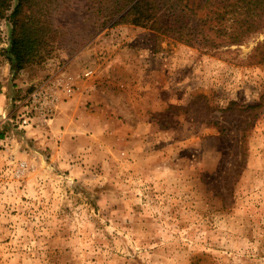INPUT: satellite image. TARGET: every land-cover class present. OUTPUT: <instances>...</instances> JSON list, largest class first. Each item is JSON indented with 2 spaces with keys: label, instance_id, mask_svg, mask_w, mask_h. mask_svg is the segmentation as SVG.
<instances>
[{
  "label": "rangeland",
  "instance_id": "rangeland-1",
  "mask_svg": "<svg viewBox=\"0 0 264 264\" xmlns=\"http://www.w3.org/2000/svg\"><path fill=\"white\" fill-rule=\"evenodd\" d=\"M153 1L149 28L127 0H42L37 59L0 56V264H264V22ZM44 84L45 123L21 104Z\"/></svg>",
  "mask_w": 264,
  "mask_h": 264
},
{
  "label": "trees",
  "instance_id": "trees-1",
  "mask_svg": "<svg viewBox=\"0 0 264 264\" xmlns=\"http://www.w3.org/2000/svg\"><path fill=\"white\" fill-rule=\"evenodd\" d=\"M241 2L242 12L238 13V32L249 35L262 29L264 22V0H238ZM42 0H0V21L9 24L8 48L0 49V56L7 59L13 72L16 73L37 59V50L46 45L43 38L49 34V24L36 17L33 8ZM132 3L118 23L128 21L134 26L154 27L157 16V6L153 0H127L125 8ZM10 14L7 16V12ZM157 20V18H156ZM258 32V31H257ZM192 45L191 41H184ZM264 48V40L261 45Z\"/></svg>",
  "mask_w": 264,
  "mask_h": 264
},
{
  "label": "built area",
  "instance_id": "built-area-1",
  "mask_svg": "<svg viewBox=\"0 0 264 264\" xmlns=\"http://www.w3.org/2000/svg\"><path fill=\"white\" fill-rule=\"evenodd\" d=\"M57 90L55 84H44L26 96L21 104H23L22 106L27 118L35 115L44 123L49 121L58 101Z\"/></svg>",
  "mask_w": 264,
  "mask_h": 264
}]
</instances>
